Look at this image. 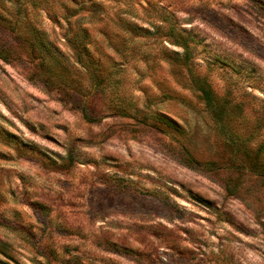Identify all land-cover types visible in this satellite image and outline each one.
Masks as SVG:
<instances>
[{
	"label": "rangeland",
	"instance_id": "374dc122",
	"mask_svg": "<svg viewBox=\"0 0 264 264\" xmlns=\"http://www.w3.org/2000/svg\"><path fill=\"white\" fill-rule=\"evenodd\" d=\"M0 264H264V0H0Z\"/></svg>",
	"mask_w": 264,
	"mask_h": 264
},
{
	"label": "trees",
	"instance_id": "16d2710c",
	"mask_svg": "<svg viewBox=\"0 0 264 264\" xmlns=\"http://www.w3.org/2000/svg\"><path fill=\"white\" fill-rule=\"evenodd\" d=\"M164 123H167L166 125L169 126V127H171V125L173 124V123L171 122V120H169V119H165V120H164ZM172 126H173V125H172Z\"/></svg>",
	"mask_w": 264,
	"mask_h": 264
}]
</instances>
